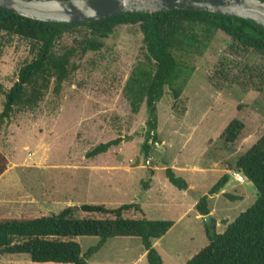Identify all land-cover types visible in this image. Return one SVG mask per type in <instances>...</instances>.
<instances>
[{"label": "rangeland", "instance_id": "1", "mask_svg": "<svg viewBox=\"0 0 264 264\" xmlns=\"http://www.w3.org/2000/svg\"><path fill=\"white\" fill-rule=\"evenodd\" d=\"M73 39L66 36L59 46H71ZM7 40L2 41L0 55L5 92L18 82L21 67L33 59L28 42ZM231 44L220 32L204 56L194 58L196 71L181 99L166 89L158 104L159 142L145 158L147 107L142 105L134 114L124 94L133 69L144 60V37L139 25L117 28L102 51L75 61L79 69L61 97L51 90L36 111L17 112L10 123L0 124V151L10 162L0 178V219L40 218L86 204L107 208L138 204L147 219L175 223L155 242L163 264H187L210 244L196 206L224 175L229 176L224 193L210 196L216 234H224L258 198L255 186L249 180L238 183L233 173L238 160L264 136V58L253 53L231 57ZM225 56L235 63L230 69L232 82L218 88L211 79L222 83L218 71ZM5 102L3 94L0 115ZM234 120L245 129L230 145L222 136ZM127 137L132 140L87 159L95 147ZM168 168L191 185L188 191L169 182ZM223 194L242 200L231 202ZM98 241L78 239L83 253ZM146 256L140 239L115 238L89 264H148ZM0 264L31 261L27 256L0 255Z\"/></svg>", "mask_w": 264, "mask_h": 264}, {"label": "trees", "instance_id": "2", "mask_svg": "<svg viewBox=\"0 0 264 264\" xmlns=\"http://www.w3.org/2000/svg\"><path fill=\"white\" fill-rule=\"evenodd\" d=\"M140 26L144 37V60L137 63L126 83L124 94L134 114L146 104L148 121L145 128V158L151 157L153 145L159 142L158 104L169 88L176 100L181 99L195 74L194 58H201L218 33L228 36L232 44L230 56L250 53L264 58V28L252 21L199 11L173 10L154 14H125L97 23H46L0 10V55L2 41L18 38L30 44L33 59L19 70L18 82L8 92L0 84V96L6 102L0 124L10 123L15 113L34 112L52 90L61 97L64 86L78 71L75 62L90 53H98L105 42L121 26ZM66 36L74 37L71 46H59ZM234 60L224 57L218 71V88L231 84ZM245 72L244 70L241 72ZM245 125L234 120L222 139L235 144ZM132 137L118 138L101 144L87 153V159L107 154L112 148ZM9 159L0 151V178L8 171ZM237 172L258 191L255 204L230 224L224 234H211L205 223L209 245L187 264H264V136L237 162ZM151 176L155 171L150 172ZM169 182L182 191L189 184L168 168ZM150 182V181H149ZM149 182L144 187L148 189ZM229 182L224 175L210 193L196 206L202 217L212 213L210 196L222 194ZM231 202L241 197L223 194ZM132 213L141 218H129ZM173 221L149 220L138 204L118 208L101 205L70 207L57 215L40 218L0 219V255L27 256L31 264H89L107 242L115 238L140 239L147 252L148 264H163L154 243L174 227ZM79 238H97L96 246L83 253Z\"/></svg>", "mask_w": 264, "mask_h": 264}, {"label": "water", "instance_id": "3", "mask_svg": "<svg viewBox=\"0 0 264 264\" xmlns=\"http://www.w3.org/2000/svg\"><path fill=\"white\" fill-rule=\"evenodd\" d=\"M0 10L60 24H88L125 14L187 10L237 17L264 28V0H0ZM203 218L210 233L215 234L217 224L212 214Z\"/></svg>", "mask_w": 264, "mask_h": 264}, {"label": "built area", "instance_id": "4", "mask_svg": "<svg viewBox=\"0 0 264 264\" xmlns=\"http://www.w3.org/2000/svg\"><path fill=\"white\" fill-rule=\"evenodd\" d=\"M234 177H235V180L238 182V183H244L245 182V178L242 174L238 173V172H234L233 173Z\"/></svg>", "mask_w": 264, "mask_h": 264}, {"label": "crops", "instance_id": "5", "mask_svg": "<svg viewBox=\"0 0 264 264\" xmlns=\"http://www.w3.org/2000/svg\"><path fill=\"white\" fill-rule=\"evenodd\" d=\"M189 187H191V185H189ZM223 193H224V191H223ZM212 214V213H211ZM212 216H213V214H212ZM198 218L199 219H201V220H203L204 218L202 217V216H200L199 214H198ZM214 218V217H213ZM217 224V223H216ZM218 225V224H217ZM156 245V243H154V246ZM147 253V252H146ZM147 257V256H146Z\"/></svg>", "mask_w": 264, "mask_h": 264}]
</instances>
